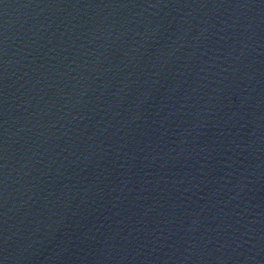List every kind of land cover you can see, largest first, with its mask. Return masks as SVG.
Returning <instances> with one entry per match:
<instances>
[{"label":"water","instance_id":"obj_1","mask_svg":"<svg viewBox=\"0 0 264 264\" xmlns=\"http://www.w3.org/2000/svg\"><path fill=\"white\" fill-rule=\"evenodd\" d=\"M0 264H264V0H0Z\"/></svg>","mask_w":264,"mask_h":264}]
</instances>
